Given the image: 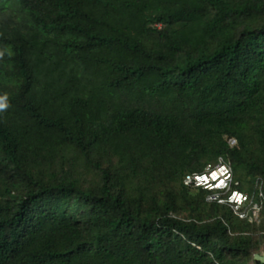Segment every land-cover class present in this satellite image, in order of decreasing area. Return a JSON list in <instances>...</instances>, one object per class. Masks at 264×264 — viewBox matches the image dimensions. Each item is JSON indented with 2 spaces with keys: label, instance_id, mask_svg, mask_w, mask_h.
<instances>
[{
  "label": "trees",
  "instance_id": "trees-1",
  "mask_svg": "<svg viewBox=\"0 0 264 264\" xmlns=\"http://www.w3.org/2000/svg\"><path fill=\"white\" fill-rule=\"evenodd\" d=\"M0 104V264H264V0H0Z\"/></svg>",
  "mask_w": 264,
  "mask_h": 264
},
{
  "label": "built area",
  "instance_id": "built-area-1",
  "mask_svg": "<svg viewBox=\"0 0 264 264\" xmlns=\"http://www.w3.org/2000/svg\"><path fill=\"white\" fill-rule=\"evenodd\" d=\"M231 143H235V140H231ZM184 183L210 191L207 195L209 202L229 205L242 218H259L261 208L255 201V193L238 189L240 182L234 179L229 158L220 157L217 163L208 164L204 170L187 174ZM258 184L259 179L256 181ZM259 195H263L261 190Z\"/></svg>",
  "mask_w": 264,
  "mask_h": 264
},
{
  "label": "water",
  "instance_id": "water-1",
  "mask_svg": "<svg viewBox=\"0 0 264 264\" xmlns=\"http://www.w3.org/2000/svg\"><path fill=\"white\" fill-rule=\"evenodd\" d=\"M256 259L264 263V253L256 254Z\"/></svg>",
  "mask_w": 264,
  "mask_h": 264
},
{
  "label": "clouds",
  "instance_id": "clouds-1",
  "mask_svg": "<svg viewBox=\"0 0 264 264\" xmlns=\"http://www.w3.org/2000/svg\"><path fill=\"white\" fill-rule=\"evenodd\" d=\"M0 107H4V105L3 104H0Z\"/></svg>",
  "mask_w": 264,
  "mask_h": 264
}]
</instances>
